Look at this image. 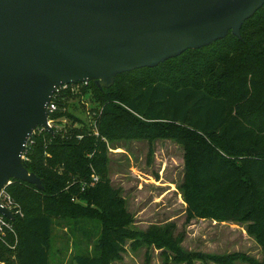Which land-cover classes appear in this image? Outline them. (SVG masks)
<instances>
[{
	"label": "trees",
	"instance_id": "obj_1",
	"mask_svg": "<svg viewBox=\"0 0 264 264\" xmlns=\"http://www.w3.org/2000/svg\"><path fill=\"white\" fill-rule=\"evenodd\" d=\"M77 94L102 106L98 136L70 110L60 111ZM55 101L54 133L36 128L23 153L42 188L17 179L7 187L24 212L13 220L18 264L53 263V218L69 231L99 222V231L80 234L86 249L68 264H105L97 242L121 247L123 234L112 230L121 227L122 213L104 205L106 198H114L109 184H92L91 178L105 175L104 139L119 135L172 137L183 143L184 196L195 215L263 222L257 195L264 191V5L243 22L241 38L229 31L155 67L118 74L109 88L90 81ZM63 116L78 125L59 130ZM11 251L0 242V264H12Z\"/></svg>",
	"mask_w": 264,
	"mask_h": 264
},
{
	"label": "water",
	"instance_id": "obj_2",
	"mask_svg": "<svg viewBox=\"0 0 264 264\" xmlns=\"http://www.w3.org/2000/svg\"><path fill=\"white\" fill-rule=\"evenodd\" d=\"M264 0H0V190L11 179L42 188L23 152L36 128L53 134L55 87L152 68L188 49L241 38ZM0 211L14 220L12 213Z\"/></svg>",
	"mask_w": 264,
	"mask_h": 264
},
{
	"label": "rangeland",
	"instance_id": "obj_3",
	"mask_svg": "<svg viewBox=\"0 0 264 264\" xmlns=\"http://www.w3.org/2000/svg\"><path fill=\"white\" fill-rule=\"evenodd\" d=\"M115 78L102 88L111 87ZM69 100L68 108L61 106L60 111L70 110L98 136L96 119L102 106L81 94ZM60 121L59 130L78 125L67 116ZM104 140L105 175L101 179L93 174L91 178L94 183L102 180L109 184L114 198H106L104 205L123 216L121 227L112 230L123 234L121 247L95 243L105 264H264V220L201 217L189 209L184 196L183 143L172 137L121 135ZM257 198L264 211V191ZM88 222L87 227L69 231L59 218H53L51 264H68L73 254L86 249L80 234L100 230L98 221ZM87 248L90 250L91 244ZM14 250L9 254L10 263L18 264Z\"/></svg>",
	"mask_w": 264,
	"mask_h": 264
},
{
	"label": "built area",
	"instance_id": "obj_4",
	"mask_svg": "<svg viewBox=\"0 0 264 264\" xmlns=\"http://www.w3.org/2000/svg\"><path fill=\"white\" fill-rule=\"evenodd\" d=\"M90 81L84 80L80 82L72 83H63L55 87L51 100L49 101L46 110H47V119L49 125L52 127L54 125V120L51 119V116L57 111L58 104L55 101V98L58 97L62 92L70 90L71 92L79 91L81 86L88 85ZM39 130H44L42 128H37ZM35 131V130H34ZM30 137V136H29ZM29 140V138H28ZM27 140V143H28ZM26 143V145H27ZM31 143V142H30ZM26 147V146H25ZM24 153V152H23ZM23 160H24V155ZM93 180V179H92ZM11 183V180L8 181L3 188L0 190V208H4L12 213L14 218L16 216L22 217L24 212L21 205L12 197L9 193L7 187ZM94 180L92 181V184ZM18 241V236L13 225V220L9 219L5 214L0 211V242L5 244L9 249L14 250Z\"/></svg>",
	"mask_w": 264,
	"mask_h": 264
}]
</instances>
